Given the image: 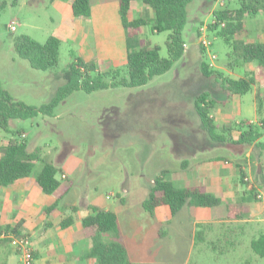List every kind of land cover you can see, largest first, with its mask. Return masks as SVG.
Wrapping results in <instances>:
<instances>
[{"label": "rangeland", "instance_id": "374dc122", "mask_svg": "<svg viewBox=\"0 0 264 264\" xmlns=\"http://www.w3.org/2000/svg\"><path fill=\"white\" fill-rule=\"evenodd\" d=\"M71 1L0 0V83L15 99L33 105L48 101L64 83L62 72L75 56L95 60L104 71L126 75V43L129 37L139 43L149 39L159 45L161 56L168 55L165 40L169 31L152 32L148 26L125 29L121 25L116 0H90L92 13L89 17L74 16ZM220 2L192 0L188 3V18L182 31L184 53L166 72L134 87L118 85L92 92L75 90L55 107L53 116L38 114L33 118L15 119L11 128L23 129L29 147H40L46 159L79 161L82 169L78 172L79 178L73 179L76 184L74 190L84 197H99L106 202L118 203V193L124 194L125 186L129 190L126 202L138 206L136 208L146 198L152 179L164 167H180L184 155L230 154L228 149L218 144L222 142L210 140L194 109L195 98L203 92L208 91L218 99L226 95L216 78L201 73L200 60L203 58L209 62L210 57L208 52L202 56L196 36L199 25L212 21L210 8L220 6ZM223 2L232 8L240 6V0ZM65 6L67 9L63 10L61 7ZM137 16H152V11L137 1L132 5L130 17ZM262 19L264 21V17ZM12 22L16 26L14 31L8 26ZM20 34H28L40 42L50 35L59 37L57 65L46 70L35 69L26 59L19 57L14 50L13 39ZM206 35L212 42L209 51L217 55L216 64L236 67L237 60H242L241 52L213 30H207ZM243 38L245 36L242 35L239 40L243 41ZM252 96L250 90L234 97L232 104L240 100L242 110L233 113V120L249 118V113L252 115ZM217 132L221 133V130ZM9 137L10 132L0 129V144ZM20 137L23 138L22 135ZM260 141H264V135ZM232 145L228 144V147L235 149ZM249 147L243 146L245 153ZM231 152L236 154V151ZM248 160L249 170H240V173L245 171L247 177L243 182L245 202L249 209L259 208L264 213V187L261 184L264 146L245 156V162ZM257 160L263 164L261 173L256 166ZM81 181L82 186L78 185ZM172 181L176 187L186 185V181ZM196 181L205 183L204 179ZM71 194L66 197H71ZM219 198L218 201H225L223 196ZM139 212L144 214V218L130 237L134 242L140 241L147 246V258H156L150 249L160 247L163 250L161 258L176 264L185 260L189 264H264V256L257 255L250 246V240L264 232V221L255 220L258 219L257 214L247 212L245 218L255 222L245 223L242 229L230 223L221 225L220 231L224 234L219 240L213 234L205 233L207 229L204 226H198L197 229L210 238L192 244L190 230L195 216L188 212L187 206L170 216L176 226L164 236L153 235L159 229H167L164 216L158 215V211L150 216L141 208L137 210ZM178 221L180 224L177 226ZM233 226L235 232L228 233L229 227ZM211 229L213 232L217 230L216 227ZM98 239L109 242L116 238L107 232L101 233ZM92 257L96 260L95 256Z\"/></svg>", "mask_w": 264, "mask_h": 264}, {"label": "trees", "instance_id": "16d2710c", "mask_svg": "<svg viewBox=\"0 0 264 264\" xmlns=\"http://www.w3.org/2000/svg\"><path fill=\"white\" fill-rule=\"evenodd\" d=\"M51 2L54 0H50ZM138 1L151 9L152 16H129L131 4ZM192 0H117L119 18L125 29L148 26L152 32L169 31L165 40L167 56H161L158 44L144 39L142 43L127 39L126 43V75L118 71H104L95 60H84L75 56L63 70L64 83L58 87L55 94L40 105L28 104L15 99L10 92L0 83V129L10 132L11 137L0 144V186H8L17 179L29 176L36 162H41L42 167L35 176V181L40 190L45 194L53 193L61 186L57 174L61 169L48 161L41 152L40 147L31 149L28 140L21 138V129L11 128L15 119H28L42 114L53 116L55 107L73 91L82 89L92 92L115 86L134 87L147 83L155 75L162 74L171 68L173 63L181 58L184 53V40L182 31L187 22V5ZM71 10L76 17H89L91 15L90 0H73ZM264 13V0H240L237 8L220 5L212 10V21L207 23V29L235 49L241 52L244 62L256 60L264 71V42H243L240 36L246 31L245 18H256ZM197 35V34H196ZM14 50L16 54L28 61L35 69L46 70L57 65L59 60L60 38L50 35L44 42H40L28 34L14 37ZM204 54V49L199 45ZM201 73L206 77H215L230 94L242 95L247 93L254 84V77L246 74L243 77H233L209 66L203 58L200 60ZM256 110L260 115L264 106V96L255 94ZM214 100L207 99V94L198 95L194 100V109L200 123L208 137L214 142L227 144L249 145L254 143L256 148L264 146V141H259L264 135V116L259 118V124L232 123L223 127L218 133V127L210 116V109ZM238 129L237 138L231 137V130ZM162 171L156 175L148 189L146 198L142 201L145 211L153 214L157 207L166 206L174 215L187 204L195 206H212L218 203V198L207 192L203 186L176 187L172 181L164 177ZM245 173L242 172L241 178ZM264 187V177L261 180ZM68 181L62 187L61 193L55 202L47 208L53 209L62 203L64 194L72 187ZM254 188L251 189V191ZM240 203L228 205V209L235 215ZM72 210L77 206L69 205ZM90 213L82 218L81 224L89 234L91 247L90 254L96 257L97 264H134L127 256L124 243L120 240V230L116 214L97 205L88 206ZM239 217H242L240 215ZM73 217L66 218L61 226L72 223ZM113 233L115 240L103 242L98 239L101 233ZM252 250L259 256H264V232L250 240ZM215 247V246H213Z\"/></svg>", "mask_w": 264, "mask_h": 264}, {"label": "crops", "instance_id": "0c3cea01", "mask_svg": "<svg viewBox=\"0 0 264 264\" xmlns=\"http://www.w3.org/2000/svg\"><path fill=\"white\" fill-rule=\"evenodd\" d=\"M134 2L137 1L132 2L131 8ZM61 8L65 10L67 9V6ZM214 8L215 6L210 8L211 13ZM263 17L264 13L256 18H245L244 22L246 31L242 34L245 36L243 42H264ZM216 60L211 67L224 74L233 77H243L246 74H251L255 79L254 84L250 89L253 96L251 103L252 115L249 113V118L244 117L238 120L232 119L234 115L233 113H238L242 110L240 100L232 104L233 99L237 94H230L221 84L220 89L226 93L225 97L218 99L208 91L203 92L207 94V99L214 100L210 109V116L213 117L218 130L232 123L238 124L242 120H246V123L259 124V118L264 116V106L262 107V113L259 115L256 110L255 94L258 93L261 96H264V71L262 66L256 60H252V62L237 60V66L229 68L226 65H217ZM231 65L232 64H230V66ZM21 135L23 137L27 136L23 129ZM238 135V129L231 130L232 138H237ZM3 144H5V142ZM218 144H222L223 147L228 149V153L230 154L211 153L206 156H200L198 153H193L191 157L184 155L180 167L167 166L161 170V172L167 170L164 173V177L166 179L170 178V181H186V185L184 186L200 185L203 186L207 192L215 195L218 199H220L219 196L225 198V201H218L217 204L212 206L185 205L187 206L188 212L195 216L190 230L192 244H195L197 240L203 241L205 238L209 239L210 237H208V233L211 235L213 234L215 239L219 240V238L223 236L222 234H224L223 231H220V226L225 223H230L231 225H235L242 229L243 225L245 226V223L247 222L253 223L255 220L256 222L264 221V213L261 212L259 208L249 209L247 206L245 202L246 188L243 183L244 180L241 178L242 173H240V170H245V168L249 170V160L245 162V156L247 157L253 152L256 148L255 144H249L250 147L246 153L245 150H243V146L246 145L234 144L232 147L234 146L235 149H233L228 147V144L225 142ZM231 151H236V154ZM47 160L61 169V172L57 174L61 186L53 193H43L35 181V176L42 167L41 162L40 164H34L35 169L33 168L32 173L29 176L17 179L8 186H0V230H10L17 234L27 235L34 249L35 264H97V261L92 257L93 255L90 254L91 241L89 234L81 224L82 218L90 213L88 208L89 205H97L109 209L116 214L120 230L119 238L120 240L122 238L121 241L126 247L128 259L132 263L176 264L170 263L161 258L163 250H161L160 247L150 249V253L156 258H147L146 256L149 253L146 252L147 246L140 241L134 242L130 237L135 231V228L139 226L138 222L144 218V214L142 212L137 213V210L139 208L143 209L142 201L145 198L140 201L139 208H136L138 206L128 204L126 202V196L129 190L125 186L123 187V190L125 191L124 194L118 193V203L106 202L103 198L99 197H84L83 194L74 190L76 184L73 179L79 178L78 172L82 169L80 162L57 158H49ZM36 165H39V167ZM256 166L259 169L258 172L261 173L263 171V164L259 163L257 160ZM61 174H65V178H61ZM141 176H143V171L141 172ZM167 176H169V178ZM201 179H204L205 183L196 181ZM68 181H71L73 185L64 194L62 203L53 209L47 210V208L55 202L56 197L62 191V187ZM78 185L82 186L83 182L81 181ZM71 192L73 194H71ZM70 194L72 196H68L67 198L66 196ZM106 198H108V196H106ZM232 203L241 204L235 215L228 209V205ZM69 205H75L77 206V209L72 210ZM156 211H158V215H162L166 218L167 229H159L158 231L153 232V235L164 236L172 232L170 228H175L176 222H172L170 216L173 215L169 212L168 207H157L153 214L146 212L150 216H153ZM179 212L180 211L177 213ZM247 212H252L255 216L257 214L258 219H246L245 214ZM240 215H242V217H239ZM68 217H73L72 223L66 226H61V223ZM179 224L180 221L177 222V226ZM198 226H204L207 229L205 233L208 235L205 236L201 229H197ZM76 227L78 230H76ZM211 227H216L217 230L213 232L211 231ZM233 232H235V227H229L228 233ZM84 242H86V246H84ZM78 249H80V251H77ZM133 258H136V260ZM188 262V260H185L178 264H189ZM0 264H20V257L10 245L8 239H0Z\"/></svg>", "mask_w": 264, "mask_h": 264}, {"label": "built area", "instance_id": "2783aa9c", "mask_svg": "<svg viewBox=\"0 0 264 264\" xmlns=\"http://www.w3.org/2000/svg\"><path fill=\"white\" fill-rule=\"evenodd\" d=\"M224 2L221 0L220 5H223ZM9 29L14 31L16 26L14 22L10 23ZM207 24H201L197 27L196 36L198 44L204 49V52H208L210 61L208 62L209 66H212L215 62L217 55L211 51H209L212 42L206 35L207 32ZM185 46V44H184ZM246 176L243 177L244 181L247 179ZM61 178H65V174H61ZM258 197H261L258 194ZM0 239H8L10 245L16 251V253L20 257V264H35V256H34V249L31 244L29 237L25 234H17L10 230H0Z\"/></svg>", "mask_w": 264, "mask_h": 264}, {"label": "water", "instance_id": "95a60500", "mask_svg": "<svg viewBox=\"0 0 264 264\" xmlns=\"http://www.w3.org/2000/svg\"><path fill=\"white\" fill-rule=\"evenodd\" d=\"M259 170V169H258Z\"/></svg>", "mask_w": 264, "mask_h": 264}]
</instances>
